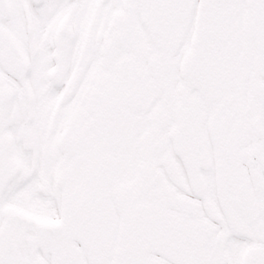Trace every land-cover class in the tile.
Masks as SVG:
<instances>
[{"label": "snow or ice", "instance_id": "snow-or-ice-1", "mask_svg": "<svg viewBox=\"0 0 264 264\" xmlns=\"http://www.w3.org/2000/svg\"><path fill=\"white\" fill-rule=\"evenodd\" d=\"M0 264H264V0H0Z\"/></svg>", "mask_w": 264, "mask_h": 264}]
</instances>
